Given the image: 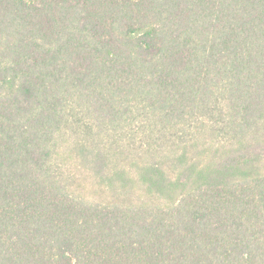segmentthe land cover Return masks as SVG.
<instances>
[{
	"label": "trees",
	"instance_id": "trees-1",
	"mask_svg": "<svg viewBox=\"0 0 264 264\" xmlns=\"http://www.w3.org/2000/svg\"><path fill=\"white\" fill-rule=\"evenodd\" d=\"M0 264H264V0H0Z\"/></svg>",
	"mask_w": 264,
	"mask_h": 264
},
{
	"label": "rangeland",
	"instance_id": "rangeland-1",
	"mask_svg": "<svg viewBox=\"0 0 264 264\" xmlns=\"http://www.w3.org/2000/svg\"><path fill=\"white\" fill-rule=\"evenodd\" d=\"M217 109V107H216ZM147 115L145 116H142V115H137V118L135 119V129H133V132H130V131H126V132H123L122 135H125V137L129 136L130 134H134V133H137L138 136L134 139H140L141 138V131L139 130L143 125L141 124L142 121H145L147 119ZM125 141V140H124ZM129 141V140H128Z\"/></svg>",
	"mask_w": 264,
	"mask_h": 264
}]
</instances>
